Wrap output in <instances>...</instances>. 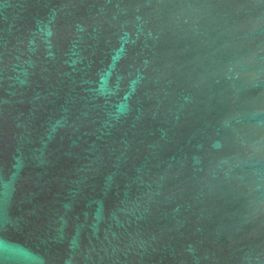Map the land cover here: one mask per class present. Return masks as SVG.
<instances>
[{
    "label": "water",
    "instance_id": "1",
    "mask_svg": "<svg viewBox=\"0 0 264 264\" xmlns=\"http://www.w3.org/2000/svg\"><path fill=\"white\" fill-rule=\"evenodd\" d=\"M0 264H264V0H0Z\"/></svg>",
    "mask_w": 264,
    "mask_h": 264
}]
</instances>
